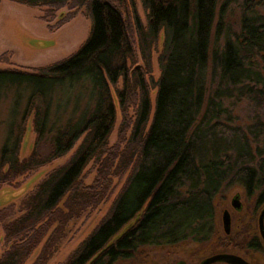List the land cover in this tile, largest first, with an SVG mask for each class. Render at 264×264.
Listing matches in <instances>:
<instances>
[{
  "label": "trees",
  "instance_id": "16d2710c",
  "mask_svg": "<svg viewBox=\"0 0 264 264\" xmlns=\"http://www.w3.org/2000/svg\"><path fill=\"white\" fill-rule=\"evenodd\" d=\"M9 1L42 8L44 22L62 7L72 15L85 8L91 24L87 38L65 58L31 69L0 68V95L14 93L12 114L24 101L17 135L9 133L0 147V184L50 164L79 141L65 163L22 197L18 215L12 205L0 209V243L6 247L0 264H24L40 245L31 264H45L67 222L105 200L115 176L125 179L109 209L63 264H116L145 246H207L216 233L215 198L228 185L258 191L256 203L264 202V122L247 130L228 124L223 103L235 98L264 104V15L243 16L233 36L225 30L211 56L216 85L203 107L218 0H141L145 24L134 0ZM256 2L264 6V0ZM160 38L154 79L152 53ZM70 105L53 130L52 107L61 115ZM118 113L117 141L109 145ZM29 117L35 137L31 152L20 158ZM41 142L46 154L39 152ZM89 163L95 175L85 184ZM218 239L216 246L229 245Z\"/></svg>",
  "mask_w": 264,
  "mask_h": 264
},
{
  "label": "rangeland",
  "instance_id": "374dc122",
  "mask_svg": "<svg viewBox=\"0 0 264 264\" xmlns=\"http://www.w3.org/2000/svg\"><path fill=\"white\" fill-rule=\"evenodd\" d=\"M258 0H218L215 6L214 19L210 30L209 37V57L207 74L205 75V96L203 107L207 98L212 94L216 85L215 78L211 75L212 52L215 48H220L224 42L225 30L233 36L240 29L241 19L243 16L250 17L254 14L264 15V6L259 5ZM135 11L140 21L146 23V10L141 0H134ZM42 8L30 7L15 3L9 0H0V68H18L31 69L39 66L48 65L62 58L67 57L77 50L80 44L87 38L90 30V19L85 8L76 10L75 14L70 13L67 7L60 8L55 18L49 22L40 19ZM69 18V19H68ZM61 19L67 21L60 27L50 30L48 26H55ZM221 25V32L217 34V23ZM162 48V38L158 40L157 50L152 53V75L156 79L159 74L157 56ZM138 64L142 60L138 58ZM264 75V72H263ZM261 86V84H260ZM154 91L151 98H154ZM25 96V92L22 94ZM14 97L13 91L3 92L0 95V147L2 142L8 137L17 135V126L22 119V108L24 101H20L16 113L11 112V103ZM87 96H84L79 104L83 108L86 104ZM224 105L227 107L228 117L230 120L225 121L234 126H240L247 130V126H253L256 122H264V104L257 105L246 99L236 100L235 98H226ZM55 105V104H54ZM71 105L68 106L66 113H60L52 107L50 114V124L53 122V130L60 122L67 117ZM61 119L57 120V116ZM55 119V120H54ZM259 120V121H258ZM120 123L118 113L112 132L109 135V145L117 141V130ZM52 130V131H53ZM50 134L46 135L48 137ZM128 135V132H127ZM35 133L32 129L31 117L26 122L25 133L22 134L19 157L27 156L32 149ZM260 137H263L261 135ZM45 139V137H43ZM79 141L65 155L55 159L50 164L45 165L26 175L15 178L11 183L0 184V209L13 206L14 217L19 214L18 206L22 197L30 191L35 184L52 168L65 163ZM256 144L252 143V151L256 155ZM261 146V145H260ZM48 146L43 142L40 144V154H46ZM261 154L264 149L261 146ZM82 179L85 184L90 183L95 175L92 164L89 163L82 172ZM125 176H115L112 178V193L101 203L92 209L86 210L81 215L73 218L64 228V237L58 244L55 252L49 257L45 264H63L69 254L76 246L92 231L98 222L106 214L109 206L124 182ZM258 191L248 194L239 184L225 186L220 194L215 198L216 213V233L207 246H196L194 243H188L184 247H152L145 246L133 258L125 261H118L116 264H173L177 260L190 257L196 260L197 256L204 254L214 248L216 240L227 239L237 244L236 249H241L243 241H248V234L251 230H257V217L261 207L256 205V196ZM238 194L242 209L234 210L231 205L232 197ZM224 209L230 210V231L224 232L222 223V212ZM12 216V217H13ZM1 232V231H0ZM41 245L38 246L28 257L24 264H31L37 255ZM3 242L0 243V254L5 249ZM188 254V255H187Z\"/></svg>",
  "mask_w": 264,
  "mask_h": 264
},
{
  "label": "flooded vegetation",
  "instance_id": "af4514ba",
  "mask_svg": "<svg viewBox=\"0 0 264 264\" xmlns=\"http://www.w3.org/2000/svg\"><path fill=\"white\" fill-rule=\"evenodd\" d=\"M263 204L264 202L256 203V205H263ZM263 208H264V205L261 207L259 214ZM241 209H242V204L240 205L239 209L234 208V210L236 211H239ZM263 223H264V217H263ZM248 238H249L248 241L246 240L245 242L243 241L244 245L242 246L240 250L236 249L237 244L233 243L232 240L222 239V242L228 243L229 245H224V246L215 245L212 250L206 251L204 252V254H201V255L199 254L196 260L192 261L191 258L189 257L188 260L180 259V260H177L173 264H202V262L207 257L215 255V254H223V253L238 255L244 261H246L247 264H264V239L260 233L258 217H257V230H251V233L248 234ZM164 264H169V263H164ZM208 264H236V263H230L224 260H217V261H214Z\"/></svg>",
  "mask_w": 264,
  "mask_h": 264
},
{
  "label": "water",
  "instance_id": "95a60500",
  "mask_svg": "<svg viewBox=\"0 0 264 264\" xmlns=\"http://www.w3.org/2000/svg\"><path fill=\"white\" fill-rule=\"evenodd\" d=\"M231 205L234 208L239 209L240 208V201H239V195L235 194L232 197ZM263 217H264V208L261 210L259 216H258V223H259V229L260 233L264 239V223H263ZM222 223H223V229L225 233L229 232L230 229V213L228 209H224L222 212ZM217 260H224L230 263H236V264H247L246 261H244L240 256L235 254H229V253H223V254H215L212 256L207 257L202 264H208Z\"/></svg>",
  "mask_w": 264,
  "mask_h": 264
}]
</instances>
